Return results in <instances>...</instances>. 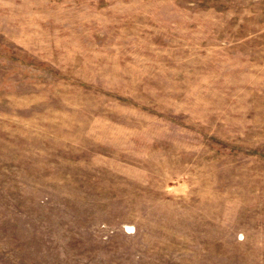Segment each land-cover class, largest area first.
I'll list each match as a JSON object with an SVG mask.
<instances>
[{
  "label": "rangeland",
  "instance_id": "1",
  "mask_svg": "<svg viewBox=\"0 0 264 264\" xmlns=\"http://www.w3.org/2000/svg\"><path fill=\"white\" fill-rule=\"evenodd\" d=\"M0 264H264V0H0Z\"/></svg>",
  "mask_w": 264,
  "mask_h": 264
}]
</instances>
